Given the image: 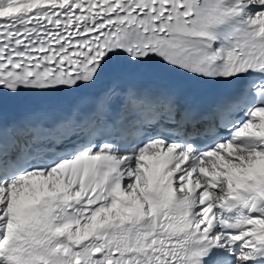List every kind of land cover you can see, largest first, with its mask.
<instances>
[{
	"label": "snow or ice",
	"instance_id": "snow-or-ice-1",
	"mask_svg": "<svg viewBox=\"0 0 264 264\" xmlns=\"http://www.w3.org/2000/svg\"><path fill=\"white\" fill-rule=\"evenodd\" d=\"M0 18V97L117 60L248 81L205 114L109 88L20 154L0 144V264H264V0H0Z\"/></svg>",
	"mask_w": 264,
	"mask_h": 264
},
{
	"label": "bare ground",
	"instance_id": "bare-ground-1",
	"mask_svg": "<svg viewBox=\"0 0 264 264\" xmlns=\"http://www.w3.org/2000/svg\"><path fill=\"white\" fill-rule=\"evenodd\" d=\"M187 165H185V167H186Z\"/></svg>",
	"mask_w": 264,
	"mask_h": 264
}]
</instances>
